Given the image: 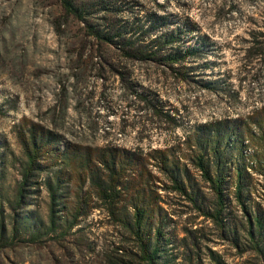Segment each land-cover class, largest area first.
<instances>
[{
	"label": "rangeland",
	"instance_id": "rangeland-1",
	"mask_svg": "<svg viewBox=\"0 0 264 264\" xmlns=\"http://www.w3.org/2000/svg\"><path fill=\"white\" fill-rule=\"evenodd\" d=\"M67 1H73L74 8L86 7L88 14L79 19L72 9L63 8L61 0H0V221L4 226L0 264H110L115 250L122 248V257L124 250L134 251L129 240L120 239L106 224L100 210L89 211L67 231L61 220L54 231L48 229L45 180L62 177L56 192L58 217L67 214L77 193L72 169L62 162L53 164L49 155L41 158L46 168L25 194L24 204L11 203L21 179L22 141L28 139L29 130L49 140L54 137V143L47 145L60 150L73 145L144 154L171 147L209 205L208 190L178 142L196 125L263 115L264 46L257 43L264 41L259 38L264 35V0ZM128 15L146 21L162 18L164 27H157L156 33L178 30L182 49L197 48L200 57L186 64L194 67L188 82H181L166 67L119 56L118 50L89 36L105 18L115 25L127 22L126 32L132 31ZM204 64L208 68L201 71ZM204 81H217L214 90L204 89ZM132 95L155 103L161 108L159 115L167 112L173 122L151 118ZM250 127L254 134L260 132L253 124ZM236 148L232 145L228 151ZM250 153L243 150L242 159L241 154L230 155L231 161L243 160L250 167ZM147 168L150 191L159 197L160 207L172 213L164 228L171 235L164 252L166 264H190L187 254L192 264H214L211 254L224 264H263L242 237L235 246L187 201L166 195L161 174ZM248 173L249 203H259L264 211L261 178L253 170ZM84 190L87 186L83 197ZM233 193L229 186L232 221L240 226L244 220ZM13 218L22 225L15 235ZM182 237H187L183 244Z\"/></svg>",
	"mask_w": 264,
	"mask_h": 264
},
{
	"label": "trees",
	"instance_id": "trees-1",
	"mask_svg": "<svg viewBox=\"0 0 264 264\" xmlns=\"http://www.w3.org/2000/svg\"><path fill=\"white\" fill-rule=\"evenodd\" d=\"M61 2L63 8L69 12L72 9L79 19L88 14L84 6L72 7L73 1ZM102 8L108 10V6ZM131 16L128 15L127 18L131 21L130 32H126L124 28L127 22H123L125 26L115 25L112 19L105 18L102 27H94L89 36L98 43L118 50L119 56L166 67L174 77L179 75L181 82H188L194 67L186 64L200 57L197 48L182 49L178 45V30L164 34L156 33L157 27H164L162 18L153 17L146 21L144 17L139 20ZM259 38L264 39V35H259ZM257 44L264 46V41ZM207 68L204 64L201 71ZM216 82L204 81L203 88L214 90ZM132 96L144 104L141 109L151 118H159L160 122L165 124L173 122V117L167 112L159 115L161 108L155 103L146 101V98L140 95ZM252 124L260 130L258 134L253 133L250 127ZM53 140L54 137L49 140L47 136L35 135L32 129L28 131V139L22 141L24 160L21 163V179L11 202L16 207L24 204L25 194L29 192L30 187L37 185V178L46 166L40 162L43 156L49 155L53 164L64 163L74 173L77 193L67 214L58 217L55 211L56 192L62 187V177L57 174L54 175V182L45 180L49 191V230L54 231L56 222L61 220L67 231L76 225L81 217L85 218L89 211L100 210L106 224L118 232L120 239L129 240L134 249L124 250L126 257L121 256V247L119 251L115 250L113 258L109 259L110 264H166L164 252L171 243V235L164 232V228L171 222L172 213H167L160 207L159 197L155 198L150 191L151 176L147 166H152L163 178L162 190L166 195L172 194V198L187 201L200 212L199 216L210 221L218 229L223 239H231L235 246L239 245L242 237L264 264V211L259 203H249L251 191L248 182V170H253L264 186V111L263 115H257L255 118L250 116L247 120L237 116L215 123L196 125L178 142L177 146L183 147L188 153L187 159L208 190L209 205H205L206 197L189 176L185 166L180 165L171 147L151 150L144 154L114 149H82L73 145L60 150L56 146L47 145L54 143ZM232 145L237 147L234 152L228 151ZM248 149L251 151L248 158L252 161L250 167H247L243 160L240 163L237 159V163H232L230 155L241 154L242 159L243 150ZM230 177H233V181H229ZM86 186L88 190L84 191L87 194L83 197L84 193L81 192ZM229 186L233 187V195L244 220L240 226L232 221L233 213L229 210L227 194ZM89 202H92V207ZM21 227L22 225L13 218L11 233L17 234ZM3 234L4 226L0 221V243ZM186 238L182 237L179 241L183 244ZM211 258L214 264H224L218 257H213V254ZM187 261L192 264L189 254Z\"/></svg>",
	"mask_w": 264,
	"mask_h": 264
}]
</instances>
